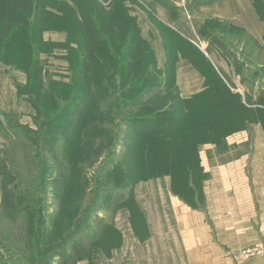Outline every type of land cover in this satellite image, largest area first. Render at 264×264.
<instances>
[{"label": "rangeland", "instance_id": "rangeland-1", "mask_svg": "<svg viewBox=\"0 0 264 264\" xmlns=\"http://www.w3.org/2000/svg\"><path fill=\"white\" fill-rule=\"evenodd\" d=\"M12 1L8 0L7 9H13L16 12L19 5L17 3L13 4ZM31 1L29 12L33 10L36 12L38 1ZM46 1V3L48 1L52 2V0ZM1 3L2 0H0V8ZM260 10L264 17V5H261ZM7 16L6 14L3 19H0V28L4 27ZM101 23V27L105 31V27H107L105 16H102ZM13 26L14 24L8 25V30ZM9 32L11 31L9 30ZM210 33L212 37H219L217 40L225 48L224 52L235 51L244 63L250 64V68L247 69H245L244 64L241 66L240 73L244 71L245 78L254 75L256 70L254 63L257 56L252 53L250 40L246 36L235 32L226 25L212 27ZM0 41L2 40L0 39ZM18 42H21V40H16L17 44H21ZM22 51L21 49L9 51L4 42V46L0 47V62L3 63L1 66L11 68L7 65L9 63L4 64L6 63L4 61H10L11 64L17 62L23 64L26 58L23 57L24 52L22 53ZM141 52L143 56L140 55ZM95 53L98 56L96 62L89 65L87 69L82 63L78 62L74 64L72 72L68 67L58 66V71L66 73L65 83L67 84L53 83L49 85L50 76H46L44 83L40 84L39 81L35 85L36 88H31V92L34 93L36 100H40V104L43 106L42 110L47 115V117H41L42 120H40V124L44 128L43 135L48 128L46 125L49 122L48 119L58 112L54 111L57 104L56 99H60L58 103H61L62 106L72 104L71 101L68 103V100L73 96L71 95V88L75 87V83L70 82V73L79 82L76 88L84 89V94L90 88L91 92L93 91V94L90 95L91 99L82 94V101L88 98L91 102L88 109L90 112L87 111L86 124L80 138L74 134L78 124L74 127L71 126L73 128L71 130L65 128L67 118L60 121L59 124L62 129H66L65 131L56 129L54 125L50 128L52 131L50 138L54 137V139L50 146L51 153L48 162L53 168L51 169L52 173L49 175L48 188H55L59 196L57 199H53L52 194L48 192L46 194L47 198H44L42 204L37 206L31 204L33 207L31 205L28 207L32 210L28 213V216L18 221L14 231H7L12 238H20V241L12 242L13 246L18 248L17 251L12 250L14 253L12 257L15 261H11L8 257L9 253L1 242L0 258H3V261L8 264L30 263L31 260L24 256L27 229L31 231L33 226L36 228L41 227L43 218L50 221L49 230L52 229L54 221H56L60 212L65 209L62 215L63 222L59 224L57 234L66 236L75 229L77 221H80L83 214H85L86 208L90 205L95 206V203H93L95 199L101 197V202L108 204L114 198H117L116 196L123 194V201L117 207L113 216L108 211H100V217H105V225L97 233V239L92 246L91 258L86 263L188 264L185 243L187 233L180 222L182 214L178 208V200L184 198L186 201L192 202L194 198L192 195L187 194L185 182L183 184L186 177L183 168L180 169L179 167V173L172 169L170 171V169L163 168L162 165H166V161L164 162L161 159L162 154L159 145L153 147L151 162L149 156L145 163H137L131 166L130 153L126 154V148L122 152L120 145L123 129L127 125L126 122L144 121L153 117L154 106L162 101L160 98L154 99L156 92L173 95L174 89L164 83L160 85V89L158 87V89H155L156 91H150L149 86H151V83L156 82L155 77L157 81H160L161 78L158 74L152 73L151 69L146 73L142 69L145 50H137L132 63L126 62V69L120 68V66H124L123 60H125L121 56L122 50L103 47L95 50ZM131 64H133L132 67L129 66ZM11 69L14 70L15 68ZM233 89L237 90L235 87ZM47 93L50 99L38 98L37 96V94L46 95ZM253 93L252 90L251 94ZM167 98L171 99L170 97ZM174 99V102L178 103L173 112L178 121L177 125L181 124V127L184 124L183 126H185V121L190 117L187 112L194 103L192 100L178 97ZM55 101L56 103H54ZM66 110L67 108H64L55 117L66 114ZM15 123H11L10 134L6 137V148H10L13 141L23 138L22 134L16 129ZM33 127H35L34 124ZM184 129L185 127L179 129V135L175 134L177 139L172 141L176 146H179L172 149L171 156L173 159L177 154L182 153ZM173 137V135H170V140ZM176 148H179L180 151L173 153ZM202 148L201 153H204ZM150 151L152 152V146ZM215 151L220 152L218 148ZM5 167L4 165L3 170L0 171L1 178L7 171ZM106 171L113 174V181L107 188H114V192H102L105 187L101 183L106 180L103 175ZM8 182V188L16 190L15 179L9 176ZM184 192L186 194H183ZM183 202L186 204L185 201ZM35 210L42 212V214L36 216L33 212ZM50 214L52 216H49ZM0 217H4L2 209H0ZM91 224L93 225V223ZM91 228L90 226L88 229L90 234L93 231ZM40 237H38L41 240L39 245L42 247L33 251L31 256L34 264H40L39 262L46 257L45 252L48 243ZM9 249L10 247H8Z\"/></svg>", "mask_w": 264, "mask_h": 264}, {"label": "trees", "instance_id": "trees-1", "mask_svg": "<svg viewBox=\"0 0 264 264\" xmlns=\"http://www.w3.org/2000/svg\"><path fill=\"white\" fill-rule=\"evenodd\" d=\"M37 1L38 5L36 12H34V10L29 12V10H31V0H13V4L17 3L19 5L16 12L13 9H7L8 0H2L0 8V19H3L6 14L8 15L4 27L0 28V39L2 40L0 41V47H3L5 42L9 51L21 49L23 50L22 53L24 52L23 57L26 58L23 64H20V62L11 64L10 61H3L6 62L4 64L9 63L7 65L11 68H15L26 75L27 83L25 85L17 84V89L19 94L27 96L32 104L35 110L33 124L36 127L20 125L16 121L11 120L5 138L10 134L9 130L12 122H16L15 127L18 129V132L22 134L23 138L13 141L10 144V148H6L5 144L0 152V171L3 170L4 165L6 166L5 168H7L2 178L0 175L2 194L0 209H2V215L4 216L2 218L0 217V242L3 247H6L4 248L9 253L8 257H10L11 261H15L12 257L14 255L12 250L17 251L16 249H18L13 246L12 242L16 240L20 241V238H12L7 231H14L18 225V221L28 216V213L32 211L28 207H30L31 204L36 206L42 204L44 198H47L46 194L48 192L52 194L53 199H57L59 196L55 188H48L50 182L49 175L52 173L51 169H53L52 166L48 164L49 155L51 153L50 146L54 139V137L50 138L52 134L50 128L54 125L56 129L65 131L66 129H73L71 126L74 127L78 124L74 134H76L78 138L82 137V130L85 127L86 118L88 116L87 111L88 113L90 112L88 109L91 102L88 98L93 94L91 88L88 89L85 94L84 89L76 88L79 82H77V78L70 73V82L75 83V87L73 86V88H71V95L75 96H71V99L69 98L68 100V103L71 101L72 104L69 106H62L61 103H58L60 99H56L57 104L54 107V111H58L56 115H58L59 112L61 113L64 108H67V112L62 116L59 115L55 117L56 115H53V117H50L48 119L49 122L46 124L48 128L43 135L44 128L40 124V120H42L41 117H47V115L42 110L43 106L40 104V100H36L34 93L31 92V88H36L35 85L39 81L40 84L44 83L46 76H50L49 85L53 83L67 84L63 81L56 82L53 76L46 70V62L42 60V55H53L56 50L43 41L44 31L48 29H64L68 33L69 43H76L78 45L77 48L72 47L66 49L67 61L69 64L68 69L70 72H72L71 70L74 69V64H77V62L80 64L82 63L87 69L89 65L96 62L95 60L98 56L95 50L105 47L106 49L122 50L121 56L125 59L123 60L124 66H120L122 69H126V62L132 63V59L137 50H145V59L142 64V69L145 70V73L151 69V71H153L152 73L157 74L150 50L144 45L134 48L136 44L131 25L128 27V29L131 30L129 39H123L124 28L122 26L116 27V31L119 32L115 34L114 39L111 38V19L106 16L105 12L100 10L96 0H76L79 6L84 8L86 13L85 16L81 17L79 26L75 24L76 17H74L72 13H70L69 16L58 18V16L51 12L56 11L66 15V10H64L63 5H61L62 3L59 1L52 0L51 3L50 1L46 3V0ZM100 1L106 3L108 0ZM213 1L216 0H211V2ZM261 5H264V0H256L258 13L264 20L260 10ZM102 16L106 18L107 27H105V31L104 28L101 27ZM10 24H14L11 29L9 28L11 32L8 30V25ZM210 34L211 33H208L206 36L210 45L219 46L218 48H220V50H225L223 45L217 40L219 37H212ZM116 38H120L121 41H116ZM215 38L216 40H214ZM17 39L21 40V42H18L21 44L16 43ZM249 40L251 41V39ZM251 50L252 53L257 56L254 63L256 70L254 75L247 77V79L251 86L258 81L257 93L259 92L260 95L258 94L256 96L257 98H255L254 93L250 94V96H246L244 102L247 105L254 106L257 105V100L264 96V46L255 44L252 46ZM232 52L228 53L227 51L226 54L229 57L228 59L234 63L238 73H240L243 64L245 65V69L250 68V64L240 62L241 59L238 58L236 52ZM140 55H142V52ZM1 64L3 63L0 62V67ZM129 66L132 67L133 64ZM243 73L244 71L240 74ZM72 76L73 78H71ZM155 80L156 82L151 83V86H149L150 91H156L155 89H158V87L160 89V85H162V79L157 81L155 77ZM229 83V87H235L231 82ZM82 94L88 98L82 101ZM37 96L38 98H49L48 93L46 95L37 94ZM154 96L156 97H154L155 100L160 98L162 101H159V103L154 106L153 117L144 121L126 122L127 125L125 129H123V134L121 136V151L124 152L126 148V154L130 153V164L133 166L137 163H145V160L149 156V161L151 162L153 147L159 145L162 154L161 159H163L164 162L166 161V165H162L163 168L170 169V171L172 169L178 173L179 170L183 168L186 174L185 179H182L183 184L185 182L187 194L192 195L194 200L192 202H188L184 198L182 200L192 208L201 209L203 203V183L207 178L201 166V148L206 145L214 144L217 145L216 148L220 150L218 153L224 154L230 152V147L226 144L225 138L236 131L235 121L237 120L238 113L240 116L242 114V109L247 110L246 106L242 102V98L239 94L233 93L224 84H217L211 92H206L189 99L194 103L187 112L190 117L185 121V126H183V124L180 127L181 124L177 125L178 121L173 112L178 104L174 102V98L182 97L178 96L175 91L173 95L156 92ZM54 103H56V101ZM249 117L250 115L248 118ZM65 118H67L66 129H62L59 124L60 121H64ZM242 120L245 122L244 118ZM183 127H185V134H182L184 137L182 140L184 146L181 147L182 153L177 154L173 159L171 153L176 144L172 141L177 139L175 134L179 135V129ZM170 135L174 136L171 140L169 138ZM151 146L152 152L150 151ZM179 151L180 149L176 148L173 150V153H178ZM127 163L129 164L128 161ZM184 167H186V169H184ZM103 175L106 180H104V183H101L105 187V190L102 192H114V188H107L113 181L112 172L106 171ZM9 176L15 179L16 190H10L8 188ZM183 194L186 193L184 192ZM116 197L117 198H114L112 202L108 204H103V202H101V197L95 199L93 202L95 206L90 205L86 208L85 214H83L80 221H77L75 229L66 236L57 234L58 226L63 222L62 215L65 209L60 212L56 221H54L52 229L49 230L50 221L45 218L41 220V222H43L41 227H30L31 231L27 229V238L25 241L26 251L24 252V256H27L28 259L31 260L28 264H34L31 259L33 251L42 247L39 245L41 240L38 237L40 236L42 240L45 239L46 243H48L46 246L47 251L45 252L46 257L39 262L40 264H78L82 261L87 262L91 258L92 246L97 239V233H99L105 225V217H100V211H108L111 216H113L117 207L122 203L124 195L119 194ZM33 212L36 216L42 214V212L36 210ZM49 216H52V214ZM91 223H93V225ZM90 226L92 227L91 229H93L91 234L88 232ZM8 247H10L9 250ZM0 264L8 263L4 262L3 258H0Z\"/></svg>", "mask_w": 264, "mask_h": 264}, {"label": "crops", "instance_id": "crops-1", "mask_svg": "<svg viewBox=\"0 0 264 264\" xmlns=\"http://www.w3.org/2000/svg\"><path fill=\"white\" fill-rule=\"evenodd\" d=\"M56 1L62 3L66 15L51 12L58 18L72 13L79 26L86 15L84 8L76 0ZM96 1L111 19V38L119 32L116 27L122 26L123 39H129L131 25L134 48L144 45L150 50L162 84L170 85L183 99L211 92L217 84L239 94L244 104L252 89L255 98L260 95L258 81L251 86L245 74L236 71L227 52L206 39L212 27L226 25L251 39V46H264V20L256 0ZM43 41L56 50L53 55H42L47 72L54 80L65 82L67 75L58 71V66L69 67L66 49L78 45L69 43L64 29L45 30ZM228 81L237 90L230 88ZM26 83L25 74L0 67V152L11 120L33 127L35 110L17 89V84ZM257 101L254 106L245 104L247 110L238 113L236 131L225 138L230 152L217 153L214 144L202 148L201 166L207 178L201 209L178 200L180 222L187 233L188 264H264V96ZM1 198L0 182V202ZM247 249L258 253L246 258L242 252Z\"/></svg>", "mask_w": 264, "mask_h": 264}, {"label": "built area", "instance_id": "built-area-1", "mask_svg": "<svg viewBox=\"0 0 264 264\" xmlns=\"http://www.w3.org/2000/svg\"><path fill=\"white\" fill-rule=\"evenodd\" d=\"M183 3L185 2V0H181ZM256 253H258L256 250L254 249H247V250H243L242 254L244 257L249 258L251 256L256 255Z\"/></svg>", "mask_w": 264, "mask_h": 264}]
</instances>
